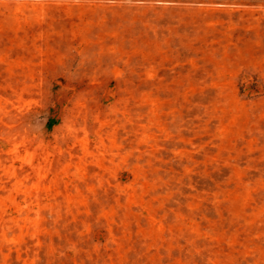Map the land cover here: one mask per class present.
Segmentation results:
<instances>
[{
  "label": "rangeland",
  "instance_id": "rangeland-1",
  "mask_svg": "<svg viewBox=\"0 0 264 264\" xmlns=\"http://www.w3.org/2000/svg\"><path fill=\"white\" fill-rule=\"evenodd\" d=\"M0 264H264V0H0Z\"/></svg>",
  "mask_w": 264,
  "mask_h": 264
}]
</instances>
